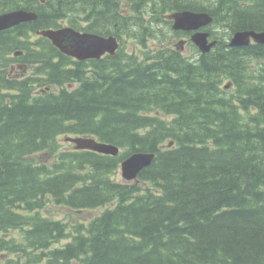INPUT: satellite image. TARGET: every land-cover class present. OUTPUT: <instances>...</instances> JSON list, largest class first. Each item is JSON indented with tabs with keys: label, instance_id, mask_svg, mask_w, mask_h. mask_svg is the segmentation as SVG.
Listing matches in <instances>:
<instances>
[{
	"label": "trees",
	"instance_id": "16d2710c",
	"mask_svg": "<svg viewBox=\"0 0 264 264\" xmlns=\"http://www.w3.org/2000/svg\"><path fill=\"white\" fill-rule=\"evenodd\" d=\"M16 10L38 18L0 32V264H264V45L228 43L264 32V0H0ZM185 10L213 17L210 53L173 48L166 17ZM66 20L121 49L77 61L38 36ZM138 152L152 165L120 181ZM50 202L104 211L70 226Z\"/></svg>",
	"mask_w": 264,
	"mask_h": 264
},
{
	"label": "water",
	"instance_id": "95a60500",
	"mask_svg": "<svg viewBox=\"0 0 264 264\" xmlns=\"http://www.w3.org/2000/svg\"><path fill=\"white\" fill-rule=\"evenodd\" d=\"M38 15L26 10H16L0 14V32L16 27L22 23L37 20ZM174 19L176 31L195 32L191 41L203 53L207 54L215 47L216 42L211 41V34L202 31L213 21V17L207 12L182 11L169 16ZM38 35L51 41L61 53L79 61L101 59L109 54L115 56L121 48V43L116 36L104 37L98 34L81 32L71 26L59 29H45ZM252 41L264 45V32L240 31L233 35L232 46H249ZM22 53H15L16 56ZM66 142L74 144L77 151H92L98 154L117 157L120 153L119 147L103 143L93 137H68ZM171 143L169 146L171 147ZM156 157L155 153L138 152L127 157L121 163L122 178L127 183L138 180L140 173L150 167ZM2 158L0 157V174L2 172Z\"/></svg>",
	"mask_w": 264,
	"mask_h": 264
},
{
	"label": "rangeland",
	"instance_id": "374dc122",
	"mask_svg": "<svg viewBox=\"0 0 264 264\" xmlns=\"http://www.w3.org/2000/svg\"><path fill=\"white\" fill-rule=\"evenodd\" d=\"M193 12V11H192ZM147 17L149 18V16L147 15ZM167 20H168V17H166ZM62 25L63 26H69L67 20L65 22H62ZM211 27V26H210ZM208 27L206 30L209 31V28ZM167 32V31H166ZM220 34H222L220 32ZM167 35L169 37L170 34H169V29H168V32H167ZM123 40H126V50L130 53H135L137 55H141V50H143V47L139 44L136 45L135 41H131L128 36L126 35H123ZM172 39V37H171ZM180 40H188V37H181ZM189 40L187 42V46L185 47V50L183 52V54L186 56V54H190L191 52V48L189 47ZM155 45V42L150 40L148 42V47H152ZM175 47V41H174V45ZM66 138L67 136H62L61 137V142L64 143V147L68 148L67 146H71L72 148L74 147L73 144L70 145L69 142H66ZM117 178L120 180V181H124L123 178H122V174L121 172H119ZM104 211V208H99V209H96V210H71L69 208H66V207H63V206H59L53 202H50L48 204V207L42 211V213L45 215V216H48L50 218H53V219H58V220H61L65 223H68L70 226L72 225H75L79 222L81 223H88L90 220H92L94 217L98 216L100 213H102ZM68 241H70V239H66V240H63L61 243H59L57 246H62L64 244H66ZM74 264H78V262H74Z\"/></svg>",
	"mask_w": 264,
	"mask_h": 264
},
{
	"label": "bare ground",
	"instance_id": "6f19581e",
	"mask_svg": "<svg viewBox=\"0 0 264 264\" xmlns=\"http://www.w3.org/2000/svg\"><path fill=\"white\" fill-rule=\"evenodd\" d=\"M185 11H190V10H185ZM208 13V12H207ZM210 14V13H209ZM147 15V14H146ZM170 26H171V31L169 32V34H170V36L172 37L173 36V34H174V31H176L175 29H174V25H172V22H170ZM177 32V31H176ZM221 35V34H220ZM211 37H212V39H213V41L214 42H216V46L218 45V40L216 39V37L214 36V35H212V33H211ZM232 39H233V35L229 38V46L230 47H232V48H243V47H247V46H243V47H235V46H232L231 45V42H232ZM261 45V44H260ZM215 46V47H216ZM210 53V52H209ZM104 143V142H103ZM2 158V157H1ZM125 160V159H124ZM123 162V161H122ZM120 172H121V167H120Z\"/></svg>",
	"mask_w": 264,
	"mask_h": 264
},
{
	"label": "flooded vegetation",
	"instance_id": "af4514ba",
	"mask_svg": "<svg viewBox=\"0 0 264 264\" xmlns=\"http://www.w3.org/2000/svg\"><path fill=\"white\" fill-rule=\"evenodd\" d=\"M173 14H174V12H173ZM172 22V25H174V20L173 21H171ZM171 41H172V43H173V45H174V34H173V36H172V39H171Z\"/></svg>",
	"mask_w": 264,
	"mask_h": 264
}]
</instances>
